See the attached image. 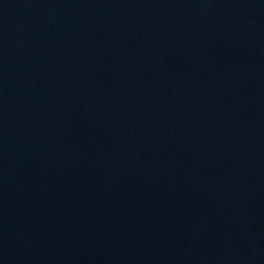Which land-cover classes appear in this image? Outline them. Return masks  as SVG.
I'll use <instances>...</instances> for the list:
<instances>
[{"label":"water","instance_id":"water-1","mask_svg":"<svg viewBox=\"0 0 264 264\" xmlns=\"http://www.w3.org/2000/svg\"><path fill=\"white\" fill-rule=\"evenodd\" d=\"M0 264H264V0H0Z\"/></svg>","mask_w":264,"mask_h":264}]
</instances>
